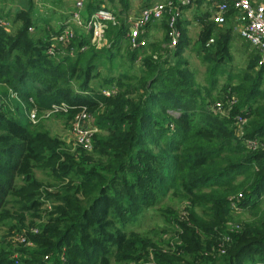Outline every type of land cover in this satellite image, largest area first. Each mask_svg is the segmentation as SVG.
I'll list each match as a JSON object with an SVG mask.
<instances>
[{
    "label": "trees",
    "instance_id": "obj_1",
    "mask_svg": "<svg viewBox=\"0 0 264 264\" xmlns=\"http://www.w3.org/2000/svg\"><path fill=\"white\" fill-rule=\"evenodd\" d=\"M99 9V2L88 3L83 17ZM2 18L0 13V22ZM29 22L14 33L0 23V83L39 109L65 102L71 118L85 106L105 135H94V151L86 161L68 154L56 164L59 142L0 112V221L8 229L0 240V264H133L155 244L129 232L120 219H129L131 206L140 205L137 201L154 200L155 190H164L168 181L184 195L201 192V211L191 210L189 226L181 223L186 236L175 244V252H153L154 264H264V217L259 216L264 196V63L252 60L255 70L221 90L219 98L229 108L228 116H221L210 109V102L205 104L212 91L203 95L170 53L160 59L154 42L143 49L139 75L102 76L101 69L111 71L119 64L124 21L107 25L110 44L104 50L95 49L75 29L69 45L74 54L58 58L46 48L60 26L31 42L25 39ZM213 29L204 28V49L213 44L205 45ZM220 33L226 45L230 32ZM184 42L181 35L175 55ZM127 48V60L133 63L141 49ZM254 52L259 62L258 50ZM221 62L219 55L209 63L207 84L225 73ZM96 78L101 86L94 88ZM111 87L116 93L105 96L102 90ZM237 115L245 120L242 126L233 120ZM148 141L161 144L165 154L152 153ZM52 159L57 165L53 182L68 179L56 193L51 183L30 174L36 163ZM244 211L254 218L239 228L224 225ZM32 218L35 224L26 225ZM13 234L18 237L11 242Z\"/></svg>",
    "mask_w": 264,
    "mask_h": 264
},
{
    "label": "rangeland",
    "instance_id": "obj_2",
    "mask_svg": "<svg viewBox=\"0 0 264 264\" xmlns=\"http://www.w3.org/2000/svg\"><path fill=\"white\" fill-rule=\"evenodd\" d=\"M89 1L90 0H83V12ZM98 1L100 0H96L95 2ZM73 6V0H0V13L3 17L0 23L7 32L14 33L23 26L27 19H30L27 28L28 33L25 39L27 40V38H29L31 42L38 41V39H42L45 33L49 32L51 29H57L67 18ZM116 25L118 26V23ZM42 26L45 27V29H43ZM223 30L224 26L218 27L216 30L212 31L210 37L214 39V42L209 48L204 49L201 44L205 37L204 29L193 26L190 28L188 36H184V45L180 46L181 51L177 55L174 53L177 46H170V37L167 28L163 30L158 29L155 32L151 29V32H153L152 40L147 39V45L149 42H154L155 48H157L159 50L158 52L161 54L160 59L166 60L168 53H170L169 55H172V57L174 56L173 58L179 59L182 62V64L179 65V69L190 73V77L200 88L203 95H205V90L212 91L210 97L205 100V104L207 105L210 102V109L218 115L229 110L226 102H223L222 98H219V94L222 93L221 90L226 86L236 84L238 79L243 77L244 73L255 70L259 65V62L256 61L258 55H255V48L242 39L235 30L229 33L230 39L228 43L224 45L222 39L223 34L220 33L218 35V33L221 31L223 32ZM80 32H82V36H86L83 38L85 40L89 39L92 46L97 50H104L110 44L105 33L102 39L93 42L91 36L86 33L85 30L81 28L79 33ZM121 40L124 50L120 49V52L116 56V62L119 64L114 65L111 71L105 68L101 69L102 76H114L115 79H117L123 74L139 75L141 73L142 66L140 62L143 57H145L143 49L147 46L137 53L135 62L130 63V60H127L128 43L125 33ZM77 45L78 44L75 43V46ZM147 52L149 53L150 51L147 50ZM219 55L222 57L221 68L225 70V73L218 74L213 83L207 84V67L213 60V57ZM252 60L258 63V65H254ZM98 84H100V81H98L97 78L93 79L92 85L95 86L94 88L101 86ZM261 88L262 90L264 89V84ZM0 112L5 113L10 118H15L31 132H39L40 134L47 135L55 140L56 145H58L59 142V145L56 147V152L57 155L61 157L55 158L56 164L60 161L65 162L68 154L75 156L78 161H86L88 156L93 154V142L89 149H85L74 142L72 133L73 117H69L67 112L52 111L49 110V108L39 109L31 102L15 95L12 89L1 83ZM88 113L93 118V122L96 123L94 113H90L89 111ZM97 127L99 128L100 126L97 125ZM95 134L105 135V131L98 129ZM147 147L152 153L156 154V156L165 154L161 148V144L155 145L152 141H148ZM45 156H48V152H45ZM97 159H99V156H97ZM52 162L53 159L36 163L30 174L39 182L42 181L45 184L51 183V190L56 193L61 191L60 186L67 183L68 179L64 182H53L52 177L56 174L54 167L57 165H52ZM70 176V178L78 180L76 175L70 174ZM72 183V186H76V183ZM172 183L174 184L173 181ZM166 184L169 185H165L164 190H161V192L155 190L153 194L154 200L143 203L137 201L140 205L131 206L128 220H126L125 217L120 219L121 223L126 224L129 232L137 233L141 238L151 240L155 244V246H147V253L144 252L141 260L133 264H154L155 257L153 252H158L162 256H168L175 252V244L182 242V236H186V233H184L181 227V223L189 226L191 222V210L196 213L200 210L197 206V201L200 200V196L197 194L201 192L195 190L193 196H187L182 193L177 185H172L169 181ZM48 189L50 190V188ZM260 200L261 212L259 216L264 217V196ZM51 211L52 210H49V212ZM253 218L254 216H252L251 213L244 211L237 214V216L233 217L231 220H227L224 225L227 226V228H239L242 222L250 221ZM5 222V220L0 221V240L6 236L8 231ZM35 222L36 220L32 218L26 220L25 224L31 226L34 225ZM9 237L11 242H14L18 236L13 234L9 235ZM21 239L19 241H21ZM170 242L174 243L172 247L169 246Z\"/></svg>",
    "mask_w": 264,
    "mask_h": 264
},
{
    "label": "built area",
    "instance_id": "obj_3",
    "mask_svg": "<svg viewBox=\"0 0 264 264\" xmlns=\"http://www.w3.org/2000/svg\"><path fill=\"white\" fill-rule=\"evenodd\" d=\"M195 0H165L151 6L140 9L136 16H129L124 21L125 36L130 49L138 50L147 46V29L155 21L162 20L167 16V30L170 37V46L176 47L179 43L180 32L177 30V22L183 7ZM212 2L218 12L216 20L223 23L226 13L232 9L237 14L235 22L239 36L250 46L259 52V64L264 63V1L260 4H253L252 0H206ZM83 0H75L73 9L67 18L60 24V32L50 39V44L46 48V53L53 58L72 56L74 49L69 47L71 40L75 36V29L85 30L91 36L93 42L103 38L105 29L109 23H117L115 16L108 10L99 9L91 14L87 19L83 17ZM213 39L209 38L206 46H210ZM83 49V48H82ZM105 96L116 93V88L103 89ZM68 109V104L61 102L51 104L49 110L64 111ZM222 116H228V111ZM236 125H243L244 119L239 115L234 116ZM72 133L74 142L85 149H89L93 142L95 132L99 129L93 122L85 106H81L72 118ZM254 147V142L251 144ZM231 208L238 209L235 202H231ZM228 243L230 238H222ZM21 241H24L23 238ZM174 243L170 242L169 246ZM225 250L222 249L221 253Z\"/></svg>",
    "mask_w": 264,
    "mask_h": 264
},
{
    "label": "crops",
    "instance_id": "obj_4",
    "mask_svg": "<svg viewBox=\"0 0 264 264\" xmlns=\"http://www.w3.org/2000/svg\"><path fill=\"white\" fill-rule=\"evenodd\" d=\"M73 1L75 2V0ZM95 1L96 0H90L89 3L96 4L99 2V5L102 9L105 8V10L110 11L117 18L118 22H122L125 21L126 18L129 16H136L140 9L154 5L159 2L161 3L165 0H100L98 2ZM263 1L264 0H252L253 4L255 5L260 4ZM218 15L219 14L212 2L206 0H195L191 2L190 4L182 8L180 13V19L177 22V30L180 32V37L181 35L188 36L189 30L193 26H196L200 29H209V27L211 26H213V28L216 27L217 29L218 27L224 26L223 32H231L232 30H235L238 34L237 23L235 22L237 14L234 10L230 9L226 13L223 23L217 22L216 17ZM166 23L167 16H165L160 21H155L154 23H152L151 26H149L147 29V39L152 40L153 32H151V29L154 30V32L158 29H166ZM216 29H213V31Z\"/></svg>",
    "mask_w": 264,
    "mask_h": 264
}]
</instances>
